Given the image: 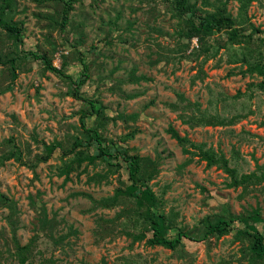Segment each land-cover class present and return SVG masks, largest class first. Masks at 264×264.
<instances>
[{"label":"rangeland","instance_id":"374dc122","mask_svg":"<svg viewBox=\"0 0 264 264\" xmlns=\"http://www.w3.org/2000/svg\"><path fill=\"white\" fill-rule=\"evenodd\" d=\"M210 1L224 2L227 13L247 23L240 27L245 34L249 24L259 31L249 49L264 39V0L245 7L240 0ZM3 20L22 36L15 43L0 24L2 60L18 59L13 82L10 64H0V264H264L252 257L237 222L226 235L183 240L174 251L149 245L148 233L132 238L142 230L130 221L134 206L116 193L128 184L125 164L75 162L94 149L87 147L83 120L105 144L124 145L153 163L148 186L175 229L199 239L207 220L254 210L263 216L258 84L264 77L249 72L245 44L228 43L225 32L185 40L167 0H14ZM34 55L47 57L71 81L45 70ZM80 60L88 79L74 96ZM91 100L104 112H90ZM211 118L225 124L203 123ZM50 145L56 149L47 155ZM192 145L223 157L244 184L208 167ZM12 151L17 159H1ZM251 175L258 180H242ZM254 225L264 236V221Z\"/></svg>","mask_w":264,"mask_h":264},{"label":"trees","instance_id":"16d2710c","mask_svg":"<svg viewBox=\"0 0 264 264\" xmlns=\"http://www.w3.org/2000/svg\"><path fill=\"white\" fill-rule=\"evenodd\" d=\"M249 0H240L241 7H245ZM169 5H172L176 16L184 24L185 31H181L180 37L185 40H190L192 37H198L199 41L204 39V36L211 35L213 33L225 32L226 40L230 44L241 45L245 44L248 46L254 42L252 39L253 33L259 34V31L251 24L248 25L250 28V33L245 34L242 26H246L243 20H235L229 13H227L226 4L221 1L201 0L202 6H212L211 11L202 9V7L196 6V1L192 0H167ZM14 0H0V24L7 33V35L14 39L15 43L21 41L22 31L20 27L16 24H8L3 20L5 12H11L13 8ZM64 19V18H63ZM247 21V20H245ZM245 31V30H244ZM259 38V37H258ZM256 47L254 49H247L249 55H242L243 61L246 62L245 58L248 59V67L250 73H255L259 76L264 77V39H257L255 43ZM18 59L15 56H11L2 60L0 56V64L2 66L10 64L9 76L11 82L17 78V68L16 61ZM33 60H41L45 70L51 71L57 76L68 78L62 69L54 67L52 62L47 57H40L37 55L33 56ZM81 67V73H79V78L75 83L72 81L74 87L71 88V94L77 96L79 88L88 79V68L83 61H79ZM76 84V85H75ZM7 87L4 90H9ZM258 88L264 92V82L258 84ZM90 112L95 114H101L104 112V108L100 105L97 106L94 101L89 102ZM204 124H215L223 125L225 124L223 120H218L211 118L209 120H204ZM85 132L88 133L87 147L90 149L94 147L92 154H82L78 153L75 162L80 164L81 160H88L89 162H94L96 159L105 161L110 166H119L120 162L125 164L126 174H127V185L123 190H117V196L125 197L134 206V212L130 218L132 224H138L141 226V231L138 234L129 233L128 235L132 238L141 239L147 237L146 234H150L147 242L151 246H159L168 250H176L180 245H182L183 240L188 241H198L205 240L208 236L220 237L222 235L228 234L232 230V224L238 223L242 226L239 235L245 237L249 241V251L253 258L258 260H264V236L257 230L255 223L264 221V215L261 216L259 210H254L251 214L246 217H231L226 219L224 217H217L214 220H207L204 222V231L199 239H195V236L188 231L182 229H175L172 217L168 218L167 215L159 213L161 201L156 197L155 193L148 186V181L151 178L149 173H146L153 167V163L146 162L138 155H130L128 149L124 145L119 144H105L104 139L101 137L99 132L93 128L85 127V123L81 122ZM170 134L175 138L180 144L187 142L186 139L180 138L177 132L173 129H169ZM123 144V143H120ZM191 145V144H190ZM199 151V154L203 160L206 161L207 166L217 165L222 168L226 173H228L233 184H244L237 181L236 172L234 169L230 168L228 162L223 159V157H217L212 151L203 150L201 147H196L192 145ZM56 149L55 145H50L46 148L47 155H50ZM13 152V151H12ZM9 152L3 154L2 160H9L15 157V152ZM111 160L114 164H111ZM71 170V166L66 167L65 171L62 169L63 173L67 175V171ZM145 170V172H143ZM61 174V173H59ZM145 175V176H144ZM255 175L245 176L242 180L248 183L251 179L258 178ZM144 230V231H143ZM169 230H174L176 233L172 236H168L167 232ZM20 264H26L24 259L20 260Z\"/></svg>","mask_w":264,"mask_h":264}]
</instances>
